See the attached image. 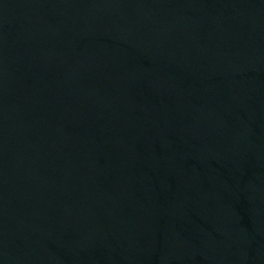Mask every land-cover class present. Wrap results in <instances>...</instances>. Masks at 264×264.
I'll return each mask as SVG.
<instances>
[{
    "label": "water",
    "instance_id": "obj_1",
    "mask_svg": "<svg viewBox=\"0 0 264 264\" xmlns=\"http://www.w3.org/2000/svg\"><path fill=\"white\" fill-rule=\"evenodd\" d=\"M0 264H264V0H0Z\"/></svg>",
    "mask_w": 264,
    "mask_h": 264
}]
</instances>
